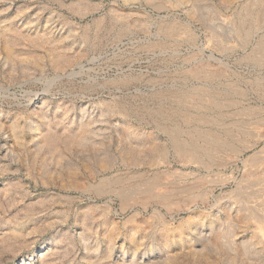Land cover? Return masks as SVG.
Returning <instances> with one entry per match:
<instances>
[{
	"label": "rangeland",
	"instance_id": "1",
	"mask_svg": "<svg viewBox=\"0 0 264 264\" xmlns=\"http://www.w3.org/2000/svg\"><path fill=\"white\" fill-rule=\"evenodd\" d=\"M140 1L163 7L149 9L158 22L152 29L85 44L61 38L93 23L76 17L78 5L0 0V190L20 184L39 220L21 229L16 213L0 217V264H264V0ZM169 24L179 33L170 41L160 31ZM163 89L219 93L218 108L209 95L188 104L206 118L191 128L195 135L258 125L239 137L238 157L222 155L194 204L183 193L158 192L110 198V211L85 207L64 222L40 211L59 191L54 176L29 166L58 172L76 158L77 146L66 142L82 129L116 146L115 103H140Z\"/></svg>",
	"mask_w": 264,
	"mask_h": 264
},
{
	"label": "bare ground",
	"instance_id": "2",
	"mask_svg": "<svg viewBox=\"0 0 264 264\" xmlns=\"http://www.w3.org/2000/svg\"><path fill=\"white\" fill-rule=\"evenodd\" d=\"M65 1H70L71 5L80 7L76 13L74 10L78 19L93 18V23L86 27H76L79 29L77 32L70 29L61 38L71 41L78 37L85 44L102 42L109 36L148 31L158 23L156 18L151 15V11L163 10L161 4H156L151 0H148L151 2L147 4H143L140 0ZM174 25H166L160 30L169 41L179 37V33L173 28ZM207 95L210 98V105L217 107L219 93L206 94L201 91L191 93L175 89L168 92L167 90L166 92H153L149 98L140 99L138 101L140 103L131 101L115 103L110 113L112 111L111 116L120 122V125L116 124V131L114 130L117 133L116 146L113 145L111 148L101 141L102 137L97 132L82 129L76 139L66 142V144L77 146L75 147L77 148L76 158L69 160V163L60 165L58 172L54 165L48 163L41 162L42 164L37 166L28 167L32 171L37 168L41 176H54L52 183L59 191L53 192L48 200L39 204L40 211L50 216L52 221L61 220L64 222L74 213L82 212L84 214L85 207L86 212L92 215L100 213L99 210L110 211L111 206L106 202L110 198L128 201L134 199L135 196L144 194L151 196L158 192H164L165 196L177 195V193L179 196L183 193L182 195L191 198H189L190 202L193 199L191 203L194 204L199 199L198 196L203 189L201 187L209 183L210 174L215 173L216 169L222 166V155L231 152L238 157V154L241 153L239 137L251 135V127L257 125L249 121L230 126L224 124L219 132L215 131L206 135L200 130V133L199 131L195 132L199 133L198 135L193 134L191 128L196 129L203 125L206 118L198 116L201 115L198 114L199 111H193L189 107L190 101L197 98L199 102H202ZM234 103L233 105H235ZM91 123L93 124V121ZM149 126L154 128V132H142L143 128H149ZM205 132L208 133V131ZM110 136L112 137V135ZM201 140L206 143L205 148L198 146V141ZM70 149L74 150V148ZM175 167L178 169L175 170ZM189 169L191 172H187ZM211 182L212 180L210 184ZM31 197L30 195L25 196L20 184L9 183L5 193L0 190V217L16 213L18 216L16 218L17 225L21 229L34 220L39 222L37 218H34V205L26 204V201ZM89 199H93L90 205L87 203ZM98 201H104V206L100 207ZM191 203L190 205H192ZM20 206H22L21 209ZM144 209L147 210L148 206H145ZM221 263L228 264L225 260Z\"/></svg>",
	"mask_w": 264,
	"mask_h": 264
}]
</instances>
